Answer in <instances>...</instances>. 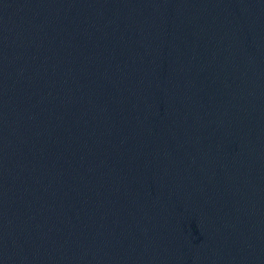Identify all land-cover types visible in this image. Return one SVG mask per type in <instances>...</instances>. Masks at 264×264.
<instances>
[{
  "label": "water",
  "instance_id": "95a60500",
  "mask_svg": "<svg viewBox=\"0 0 264 264\" xmlns=\"http://www.w3.org/2000/svg\"><path fill=\"white\" fill-rule=\"evenodd\" d=\"M0 264H264V0H0Z\"/></svg>",
  "mask_w": 264,
  "mask_h": 264
}]
</instances>
